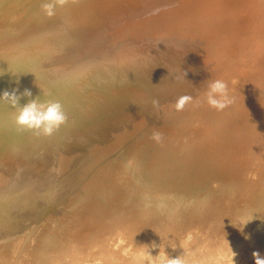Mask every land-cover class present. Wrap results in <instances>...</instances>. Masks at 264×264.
I'll return each instance as SVG.
<instances>
[{
    "label": "rangeland",
    "instance_id": "rangeland-1",
    "mask_svg": "<svg viewBox=\"0 0 264 264\" xmlns=\"http://www.w3.org/2000/svg\"><path fill=\"white\" fill-rule=\"evenodd\" d=\"M4 1L5 4L0 7V93L4 91L11 92L13 89H18L19 93H22L25 89H30L33 98L38 96L37 98L42 102L51 101L57 93L56 89L59 88L49 82L55 81L54 79H49L50 69L48 67L56 66L57 69L61 70L68 66L74 69L73 74L68 79L75 96L72 105H78V99H83L81 105L87 103L100 106L103 103L113 105L119 103L122 95L129 92L128 87L123 83L124 81L114 78V73L118 69L137 71L146 76L145 79L138 82L144 87L145 91L142 90L141 94L132 97L129 102L134 106H140L149 98L147 96L149 93L160 94V98L158 100L159 106L153 108L155 115L154 128L151 126L142 127L138 134H134L136 136L131 143H134L146 133H149L152 138L155 132L161 133L162 140L156 142L152 138L131 147L129 143H125L126 140H121L119 136H111L97 145L90 146L85 153L81 154L80 148L74 150L71 148L64 149L67 143L70 142V139L67 141L69 133L77 127L76 119L68 118L67 123L51 137L27 132L21 138H25L26 143L29 145L27 146L25 143L24 147H20L17 142L19 134H17L18 132L15 129L11 128L16 110L11 108L7 102H0L1 214L8 209V206H15L12 196L17 191L22 190V192H30L29 195L31 194V191H26L27 188H31L28 185L30 179L24 176L23 173L34 171L31 177L43 175L42 178L46 179L49 175V163L52 166L51 178L53 179L51 180L55 183L54 186L61 182L64 183L66 180H71L68 186L74 183L78 187L82 182L91 178L85 177L86 174L100 178L108 176L114 186L120 184L118 178L125 180L127 185H124L125 190L121 192L111 191V193L107 189L105 191V188L99 187L90 190L85 196L94 206L99 203L102 207L105 205L101 202L103 197L108 196L109 198L110 195L112 196L113 203L109 198L112 213L110 214L109 212L103 217L105 219L110 214L107 221L113 218L114 207L122 208L123 202L126 199H131L129 201L130 213L127 217V223L129 225L134 223L137 213L144 210L141 201L152 196L151 193L154 188L161 187L160 182H165L163 188L175 187L172 192L174 194L172 196L174 203H171L168 211L174 214L183 211L185 206L179 208L176 203L180 195L178 191L184 188V183H188L190 191L196 195V199L192 202L197 209L208 208L216 211L218 206L215 201L211 203L205 201L211 194L200 188V184L206 182L200 180L202 168L196 169L197 163L193 164L194 158H192L195 155L191 154L190 150L188 152H190L189 158L191 159L188 158L189 161L185 165L177 164L182 165L180 168L181 172H176V166L174 168H166L167 179L158 182L154 180V175L157 172L155 162L158 160L157 157L173 152L174 149H177V153L180 155L186 153L182 152L181 148L185 146L180 145V141L184 142L186 140L185 137L189 134L193 138L188 143L190 146L196 145L192 141L203 142L212 134L226 129L236 133L243 132L246 142H252L247 144V146L251 150L255 148L256 137L259 132V124H256L255 121L262 119L260 114L256 112V105L264 96V82L260 78V75L264 74V63L258 55L259 47L264 42V25L257 27L260 18L264 15V0H76L75 2L68 0L63 6L57 7L55 15L52 17H48L42 12V0ZM239 2L251 10V21L247 26L237 23L243 15V11L237 7ZM55 33L57 34L56 36L62 35L58 36L63 39L61 46H57L54 42ZM64 46H68L70 51L67 49L65 53L61 49ZM78 54L79 56L83 55L87 61L84 66L79 68L78 66L74 67L75 57ZM51 55L54 57H50ZM146 60L156 63L154 71H150L145 66ZM68 61L71 62L67 63ZM260 62L263 67L261 71H256L255 67ZM168 65L173 66L176 70H190L193 67H198L202 75L197 74L199 71H196L182 81L174 83L170 77L165 75L164 67ZM110 67L113 69H110ZM76 74L84 76V83L76 81ZM209 79L223 80L228 86V94L233 102L222 111H217L213 108L217 113L214 117L208 118L204 110V95L206 93L205 82ZM174 89H178V92L173 97ZM186 94L191 95L195 100L187 104L183 110L176 111L174 108L176 99ZM27 102V98H22L20 105L23 106ZM236 110L238 111L235 112ZM93 115H96L98 120L105 116L102 110L94 112ZM205 117L207 118L206 120ZM134 123H138V120H135ZM221 123H225L226 127L221 129ZM77 130H81V127H78L75 131ZM220 139V136H216L212 140L218 142ZM4 144L7 148H2ZM36 146H41L42 150L48 147L47 157L46 159L36 158V161L43 160L44 162L36 163L33 166L28 158L23 157L22 154L26 153V151L30 153L31 150H35ZM16 152L19 154H16ZM163 157L159 158L160 161H162ZM212 158H215V156H212ZM130 161L137 168L135 169L137 174L143 178L141 182L136 184L137 191L134 192L131 191L130 187L132 182H129V180L131 178L117 173L118 168L125 171L124 164ZM63 163L65 167L62 166ZM148 163L150 164L142 166ZM241 164L245 166V169L239 182L216 179L214 182L215 188L221 191L234 189L235 193L238 194L240 187L256 183L255 174L250 172L256 169L255 164L245 162H241ZM107 165L110 166L109 170H107L109 174L103 175L99 170ZM193 167L195 168L194 171H192ZM114 171L116 175H113ZM205 173L206 171L202 173V176H205ZM40 181L44 180L40 179ZM100 185L110 187L107 182H102ZM231 185H235V188L230 187ZM148 193L149 195H147ZM247 195L245 194L242 199L245 198L244 200H246L250 196ZM250 198L248 197V199ZM34 205L37 206L33 208L36 209V213L33 218L29 219L30 222H33L36 219L35 217L41 212V208L38 207L39 204L35 203ZM259 206L253 210V214L248 216L249 212L241 207L239 201H231L228 203V208L235 207L236 212L240 214L242 212L241 215L246 217L235 219L237 220L236 224L232 228H226L227 232L220 230L222 225L217 222V228H214L216 224L213 225L216 230L209 229V231L201 233L202 235L198 234L199 236L196 233H192V231L187 234L192 235L197 241L203 240V245L211 243L209 248H213L211 250L216 256L213 259L214 255L212 254L211 258L213 260L211 259L210 262L220 256V263L225 257V259L228 258V261L224 259L223 264L224 262L228 264L231 260L232 263L230 264H235L238 258L242 260V252L243 257H245L243 262L238 260V264H253V262L255 264V261H252L254 259L253 256H251L252 260L250 259V254L248 257L250 251H258L261 257H264V253H262L264 249L261 250L264 248V238H262V236L264 237V228H262L264 227L262 226L264 225L262 220L264 214L261 213L262 211H258L262 205L260 208ZM92 210V207L82 205L76 212L81 216H86ZM231 211L229 210L224 214L228 215ZM258 214H262L260 218L257 216ZM251 216L257 217L254 219ZM67 217H71V214H67ZM115 218L118 219L119 216L117 215ZM47 219H49V216ZM195 223L198 222L192 224ZM38 225L39 222L33 227L31 234L26 232L19 242L15 245L13 243L14 253H16L18 248L19 251L22 247L26 248V242H35L36 245H39L38 241L44 238V231L43 228H38ZM53 226H56L55 222H53ZM156 230V227L153 228V231ZM107 231L108 229L106 228L105 232ZM187 234L183 235L182 239L184 238L183 241L187 240L186 242H190L193 237ZM86 235V232H80L76 235V240L81 241ZM187 236L190 238H187ZM146 237L147 235L143 232L141 236L129 237L127 241V237H122L121 239H124L125 242L120 238L115 239L114 244L116 243V247L119 246L117 244L123 243V249H126L124 251L121 249L123 251L122 254L124 257L126 255V258L120 257L122 254L117 255L116 258L118 260V257H120V260L126 259V262L123 260L122 264H127L128 261L132 263L133 256L135 259L134 251L137 252V249H135L137 247L132 245L133 242L142 243ZM219 238L225 239L224 241L233 239L232 241L234 242L244 240L241 244H234L239 246L245 243V245L237 248L236 252L240 254L232 252L235 257L232 256V253L229 256H223L217 252L219 251V245L224 242L223 239ZM0 239L3 240V237ZM180 242H178L177 246H180ZM247 243H252L253 246L256 244L257 246L253 247L251 244V249H249ZM158 244H160L161 248ZM175 245H172L171 248H174ZM121 246L119 247L121 248ZM144 246L146 249L144 261L149 262H143L144 264H161V262L165 264L168 261L170 246H166L163 243H156L155 245L146 243ZM154 246L155 248H153ZM163 246H166L167 249L166 247L164 249ZM128 247L132 248V251ZM158 247L160 250L162 248L164 250L159 252ZM244 248L249 252L246 250L248 253H243L245 251ZM151 249H158V254L155 250H153L156 253L155 255L150 254L149 250L152 253ZM127 250L131 252V256ZM126 252L127 254H125ZM163 252H167L164 253V256H167L165 262L162 260L165 257L161 258L163 256L161 253ZM245 253L247 254L245 255ZM57 254L61 256L62 253ZM9 256L6 255L4 259ZM128 256L129 259L127 258ZM237 256L239 257L237 258ZM155 257H158V259H155ZM159 257L161 261L157 262V260H160ZM11 258L13 260L8 258L7 261L11 260L10 262H14L15 258ZM152 258H154L155 262L151 261ZM245 258H248L247 261ZM94 260H96V263ZM92 261V264L104 262L102 257H95ZM248 261L251 262L248 263ZM219 262L214 261L213 263L219 264ZM119 263L121 264V261H117L115 264ZM136 264H139V261Z\"/></svg>",
    "mask_w": 264,
    "mask_h": 264
},
{
    "label": "bare ground",
    "instance_id": "bare-ground-1",
    "mask_svg": "<svg viewBox=\"0 0 264 264\" xmlns=\"http://www.w3.org/2000/svg\"><path fill=\"white\" fill-rule=\"evenodd\" d=\"M75 1L76 0H73V2ZM4 4H5L4 0L0 1V7L3 6ZM237 7L243 11L242 18H240L237 21V23L247 26L251 21L250 8L245 6L241 2L237 4ZM262 25H264V15L260 18L257 27H261ZM56 35L57 34L55 33V36ZM58 36H62V35H58ZM58 36L54 37L55 38L54 42L56 43L57 46H61L63 39L59 38ZM61 49L65 53L67 49L70 51V48H68V46L67 47L64 46ZM258 55L259 58L264 63V42L259 47ZM50 57H54V56L51 55ZM70 62L71 61H68L67 63ZM86 62H87L86 58L83 57V55L79 56L78 54V56L75 57L74 67L75 66H78V68L82 67L86 64ZM155 64L156 63L154 61L146 60L145 66L150 71H154ZM262 67L263 64L260 62L255 67V70L261 71ZM48 68L50 69L49 79H54L55 81V82L52 81L49 82L55 85L56 87L58 86L59 88L56 89L57 93L52 98V100H58L63 105V109L67 115V118H74L77 121V127L69 133V138L67 139V141L70 139V142L67 143L64 149L71 148L72 150H74L80 148L81 150L80 153L83 154L88 150L90 146L97 145L98 143H101L104 139H107L111 136H119L121 140H126L125 143H129L131 147H133L134 145L140 142H146L152 139L151 135H149V133H146L145 135L138 138L134 143H131V141L136 136V135L134 136V134H138L139 131L142 129V127L151 126L152 128H154L155 126V120H154L155 115L153 113L152 101L159 100L160 94H152V93L147 94L149 98L145 101V103H143L140 106H134L129 102V100L132 97L141 94V91L144 90V87L138 84V82L145 79L146 78L145 75L137 71H126V70L124 71L123 69H118L114 73V78L124 81L123 83L129 89L128 93L122 95L121 101L119 103L117 104L115 103L113 105L109 103H103L101 106L98 104L89 105V103L85 105H81L83 99H78V105L74 106L72 105V101L75 100V96L72 92V87L68 83L69 76L73 74L74 69H71L68 66L62 68L61 70L57 69L56 66H49ZM110 69L113 68L110 67ZM164 71H165V75L167 77H170L171 81H173L174 83H178L182 81L184 78L188 77L193 72L199 71V69L198 67H193L190 70L189 69L176 70L173 66L168 65L164 67ZM197 74L202 75V72L199 71L197 72ZM260 78L264 82V74L260 75ZM76 81H81V83H84L85 78L81 74H76ZM177 92L178 89H174L172 96L173 97L176 96ZM204 99H205L204 110L206 111V116L208 118L214 117L217 111L211 108L210 106H208L206 102V95H204ZM101 110L103 111L105 116H103L102 119L98 120L97 116L93 115V113ZM237 111L238 110H236L235 112ZM256 112L260 114L262 119L255 121L256 124H259V132H258V136L256 137V145L253 150H251V148L247 146V144H251L252 142H246V137L243 135L244 134L243 132L236 133L226 129L222 132H217L212 134L203 142L192 141L196 145H190V146L188 145V143L193 138L191 134H189L187 137H185L186 140L184 142L180 141V145L185 146L181 148L182 152H186V153L180 155L177 153V149H174L173 152H168L166 155H160L159 157H157L158 160H156L155 162V165L157 166V172L154 175L155 182L167 179L168 176L165 172L166 168H174L176 166L175 168L176 172H181L180 168L182 167V165H177V164L185 165L187 161L191 159L189 158L190 152L191 154H194L195 156L194 157L192 156V158H194L193 164L197 163L196 169L202 168V172L200 174V180L206 182V183H201L200 188L206 193L211 194L207 199H205V201L209 203L215 201L216 205L218 206L217 209L215 208L216 211H213V209L210 210L208 208L197 209V207H195V205L192 202L196 199V195L190 191V187H188V183H184L183 185L184 188H181V190L178 191L180 195L178 197L176 206L179 208H183V206H185L183 208V211L177 214L168 211L170 209L171 203L173 202L172 196L174 194L172 192L175 189V187L170 188L169 186L163 188L165 182H160L161 187L154 188V190L151 193L152 196L141 201L144 210L139 211L137 213L136 220L134 223H132L131 225L127 223V217L128 214L130 213L129 201L131 199H126L123 202L122 208H116L113 206L114 207L113 218H110L107 221L108 216L112 213V206H111V202L109 201L110 198L113 203L112 196L110 195L109 198L108 196L103 197V199L101 200V202L105 204L103 207L99 203H97L96 206H94L89 202V200L85 196L88 194L90 190L97 189L99 187L105 188V191L107 189V191L109 192L111 191L121 192L122 190H125L124 185H127L125 180L118 178V182L120 184L118 186H114L112 181L108 178V176L105 178H100L94 175L88 176L86 174L85 177H91V178H88L86 181L82 182L78 187L74 183L71 186H68L70 185L71 180H66L64 183L61 182L56 186H54L55 183H53L51 180L53 179L51 178L53 172L52 166H50L49 162H48L49 175L48 178L46 177V179L42 178L43 175L38 177H31L34 171L23 173L24 176H27L30 179V183L28 185L31 188H27L26 191L27 192L31 191V194L29 195L30 192L29 193L22 192V190L17 191V193H15L12 196L15 201V206L14 207L8 206V209L4 213L1 214L0 212V238L3 237V240L0 239V264H87L93 262L92 260L95 257L103 258L104 262L103 261H102L103 263L100 262L101 264H115L117 261L118 262L121 261L122 264V261L123 260L125 261L126 259L120 260V257L126 258V255L124 257V255L122 254V252L126 249H123L124 247L123 243L117 244L119 246L123 245L121 246V248L119 246L116 247L115 245L116 243L114 244L115 239L117 238L121 239L122 237L124 238L127 237L126 238L127 241L129 237H139L141 236V234H143V232L144 234L147 235V237L143 240L142 243H138V242H133V244L131 243L134 247H137L135 248L137 249V252L134 251L135 259L133 256L132 259L133 262L129 263L128 261L127 264H136V262L138 261L139 264L143 262L149 263L147 261H144V259L146 258L144 257L146 253L144 244L146 243L148 244L151 243L152 245L153 244L155 245L156 243H163L166 246L167 245L170 246L171 248L172 245L176 244L175 246H177L178 242H180L181 240H182L180 242L181 244L179 243L180 246H177L176 248L174 246L175 249L172 247L171 250L168 251L169 258L166 256L167 259H174L181 256L182 259L184 260V264H218L213 262L214 261L219 262L220 256L219 257L217 256L218 259L214 260L213 262H210L213 254V251L211 250L213 248L212 247L209 248L211 246V243L208 245H203L204 244L203 240L200 239L197 241L196 239H194L192 235L187 233H190L192 231V233H196L197 235L198 234L200 235L205 231H209V229L216 230L214 228L218 227L217 222H220L219 224L222 225L220 230H224L225 232H227L226 228L229 227L232 228V226L236 224L237 220L235 219L246 217V216L244 217V215H241L242 212L241 214L236 212L235 207H231V209L230 207L228 208V203H230L231 201H239L241 207L245 209V211L249 212L248 216H250V214H253L254 213L253 210L259 205L260 206L262 205L261 206L262 210H260L261 208L259 206L260 209L258 211H262L261 213L264 214L263 212L264 96L256 105ZM206 119L207 118L205 117V120ZM135 120H138V123L135 124L134 123ZM78 127H81V130L75 131ZM220 127L221 129H223L226 127V124L221 123ZM11 128L15 129L18 132L17 134H19V136L17 142L19 143L20 147H24L26 140L25 138H21V137L26 135V133L29 131L18 128L15 125V122L11 124ZM216 136L221 137L220 141L216 142L212 140ZM28 145L29 144H27V146ZM2 148H7V147L4 144ZM35 150H31L30 153L26 151V153L22 154L23 157L28 158V160L33 166L36 163L40 164L41 162H44L43 160L36 161L37 160L36 158L46 159L48 147L47 149L43 148L42 150L41 146H36ZM188 150H190V152H188ZM16 154L19 153L16 152ZM212 156H215V158H212ZM160 157H163L162 161H160L159 159ZM241 162H245L248 164H255L256 169H253L250 172H253L255 174V177L257 178L256 183L254 182L253 185L246 184L240 187L238 194L235 193L234 189H226V191H221L218 188L216 189L214 184L216 179L230 180V181H234L235 183L241 180L242 172L245 169V166L241 164ZM149 164L150 163L142 166H147ZM124 165H125L124 166L125 171H123L121 168H118L117 173H119L120 175L124 174V176L130 177L131 180H129V182H132L130 183L131 191L132 192L137 191L136 184L141 182L143 178L137 174V171L135 170L137 168L135 167V165H133V162L130 161L129 163H125ZM62 166L65 167L64 163L62 164ZM109 167L110 166L108 165L103 166L99 170V172L102 173L103 175H108L109 173L107 172V170H109ZM194 170L195 168L193 167L192 171ZM205 171H206L205 176H202V173H204ZM113 175H116L115 171L113 172ZM40 179H43L44 181H40ZM102 182H107V184L110 187H107L106 185H100V183ZM61 184L62 186H60ZM230 187L235 188V185H231ZM245 194L250 195L247 196L251 198L248 199L247 197L246 200H244L245 198L242 199L245 196ZM147 195H149V193ZM151 198L153 199L150 200ZM223 200L225 201L221 204ZM35 203L39 204L38 207L41 208V212L35 217L36 219L33 222H30L29 219L33 218L36 213V209H33L37 207L36 205H34ZM82 205L85 207H92L93 210L86 216H81L79 215V213L76 212V210L82 207ZM229 210L232 211L228 215H225L224 213H226ZM109 212L110 214L105 219H103V217ZM244 213L245 212L243 210V214ZM255 213L257 214L256 211ZM67 214H71V217H67ZM259 214L257 216H259L260 218L262 214L261 215ZM117 215L119 216L118 219L115 218ZM48 216L49 219H47ZM257 216H253V217L251 216V218L255 219V217ZM263 218L262 220L264 221ZM38 222L39 225L37 227L43 228L44 231V235H43L44 238H41V240L38 241L39 245H36L35 242L34 243L26 242L27 244L26 248L22 247L20 251L18 248L16 253H14L13 243L15 245L17 242H19L26 232L27 234H31L33 231V227ZM53 222L56 223V226H53ZM194 222H198V223L192 224ZM215 224L216 226H214L213 228V225ZM257 225H258V221H257ZM155 227L157 228V230L153 231V228ZM106 228L108 229L107 232H105ZM80 232H86L87 235L85 238L83 237L81 241H78L76 240V235ZM185 234L193 237V239L190 242H186L187 240L183 241L184 238L182 239V237ZM189 236H187V238H190ZM223 238H219V239H223ZM262 238L264 237L262 236ZM225 239H223V241ZM232 240L227 239L226 241L222 242L219 245L218 247L219 251L217 252L220 253V255L222 254L223 256L224 255L229 256L231 255L232 252H236L239 246L244 247L243 245H245V243H243L242 245L236 246L237 244H241V242H243L244 240L241 242L238 240L239 243L237 241L234 242ZM123 242H125V240ZM251 244L247 243V245H249L248 246L249 249H251V246H253V244L252 245ZM158 246L160 247V244H158ZM166 246H163V248L165 249ZM256 246L257 245L255 244L253 247ZM248 247L246 248L248 249ZM129 248L130 247H128V249ZM153 248H155V246ZM163 248L162 250H164ZM121 249H123V251ZM131 249L132 248H130L129 250ZM158 249L156 250L153 249V250L157 251L156 253L158 254ZM263 249L264 248H262L261 250ZM129 250H127V252ZM153 250L152 253L150 250L149 252L150 254L155 255L156 253H154ZM162 250H160L159 252H161ZM246 250L243 251V253L248 251ZM60 252L62 253L61 256L57 254ZM127 252L125 254H127ZM129 252L128 254L131 256V252L130 253ZM164 253L167 252L161 253L163 255L161 256V258L165 257ZM236 253L240 254L239 252ZM247 253H245V255ZM252 253L253 251H250V253H248V257L249 254L251 257ZM262 253L264 252L262 251ZM119 254H122L123 256L121 255L120 257H118L119 258L118 260L116 256ZM134 254L132 253V255ZM6 255H10V256L4 259ZM213 255H214L213 257L214 259L216 255L215 253ZM234 255L235 254H233L232 256ZM11 257L15 258L14 262L13 261L10 262L11 260H13ZM166 257L162 259L164 260V262L165 260H167ZM238 257L239 256H237V258ZM242 257L243 254L241 252L242 260H240L239 258L238 260L243 262L245 256L243 258ZM8 258L11 260L7 261ZM127 258L129 259V256ZM148 258L150 257L148 256ZM153 259L154 258L150 260L155 262ZM155 259H158V257L157 258L155 257ZM250 259L252 260V257ZM226 260L228 261V258H226L225 261ZM238 260H236L237 264H238L237 262ZM95 261L96 260H94V262ZM160 261L161 259L159 261L157 260V262ZM231 261L230 263H232ZM252 261H254V259ZM167 262L168 261H166L165 264H167ZM222 262L221 263L219 262V264H223ZM250 262L251 261H248V263ZM230 263L228 262V264ZM233 263L235 262L233 261ZM161 264L164 263L161 262ZM224 264L227 263L224 262Z\"/></svg>",
    "mask_w": 264,
    "mask_h": 264
},
{
    "label": "clouds",
    "instance_id": "clouds-1",
    "mask_svg": "<svg viewBox=\"0 0 264 264\" xmlns=\"http://www.w3.org/2000/svg\"><path fill=\"white\" fill-rule=\"evenodd\" d=\"M68 0H42V12L52 17L55 15L57 7L63 6ZM206 102L208 106L222 111L227 108L232 102V98L228 94V86L223 80H207L206 82ZM38 96L33 98L30 89H25L19 93L18 89H13L11 92L4 91L0 93V102H7L8 105L15 109L14 122L18 128L25 129L29 132L38 134L44 137H51L63 125L67 123V115L63 109V105L58 100L42 102ZM27 98V103L20 105V100ZM193 97L191 95H182L175 101L174 108L176 111H181L184 107L191 103ZM153 108L159 106L158 100L152 101ZM156 142L162 140V135L155 132L152 137ZM255 264H264V257L258 251L252 253ZM167 264H184L181 256L168 259Z\"/></svg>",
    "mask_w": 264,
    "mask_h": 264
}]
</instances>
